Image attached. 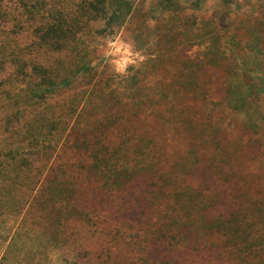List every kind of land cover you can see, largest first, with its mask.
<instances>
[{"label":"rangeland","instance_id":"obj_1","mask_svg":"<svg viewBox=\"0 0 264 264\" xmlns=\"http://www.w3.org/2000/svg\"><path fill=\"white\" fill-rule=\"evenodd\" d=\"M130 1L59 52L0 35L2 264H264V0Z\"/></svg>","mask_w":264,"mask_h":264},{"label":"trees","instance_id":"obj_2","mask_svg":"<svg viewBox=\"0 0 264 264\" xmlns=\"http://www.w3.org/2000/svg\"><path fill=\"white\" fill-rule=\"evenodd\" d=\"M133 8L130 0H0V35L4 33L8 37L12 33L26 32L34 38L30 45L40 51L59 52L82 43L83 31L92 28L96 22L102 21V25L96 28L98 33H112L115 26L128 20ZM4 42L0 40V44ZM22 52L20 47L13 46L6 55L9 63L17 69L16 75L30 76L31 79L37 76L36 84L47 92L70 82L69 78L56 80L54 71L36 58L28 71ZM80 57L86 58V54H80ZM89 67L90 64L83 61L77 71H88ZM43 90L36 92L46 93ZM35 188L36 184L31 196L25 200L26 210L31 209L32 203L37 204Z\"/></svg>","mask_w":264,"mask_h":264}]
</instances>
